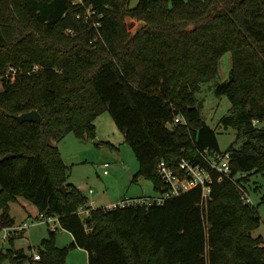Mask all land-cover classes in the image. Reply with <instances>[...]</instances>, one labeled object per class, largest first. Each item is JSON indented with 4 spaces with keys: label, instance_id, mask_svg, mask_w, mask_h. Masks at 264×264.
Listing matches in <instances>:
<instances>
[{
    "label": "trees",
    "instance_id": "trees-1",
    "mask_svg": "<svg viewBox=\"0 0 264 264\" xmlns=\"http://www.w3.org/2000/svg\"><path fill=\"white\" fill-rule=\"evenodd\" d=\"M72 1L0 0V76L19 70L0 90V229L16 223L10 204L23 196L58 217L70 246L88 251V264H264V238L253 235L264 205L253 180L264 175V128L252 123L264 120V0H85L95 9L87 21ZM130 22L140 25L132 30ZM228 51L230 76L215 92L230 99L233 115L222 120L237 129L227 148L232 173L261 194L258 203L244 202L224 179L205 200L195 188L162 204H89L68 181L56 142L72 131L94 136L95 118L109 110L139 161L133 181L149 177L162 191L161 159L207 166L201 151H222L197 93ZM33 109L40 121L16 119ZM80 205L90 208L86 219ZM39 250L42 264H63L68 251L56 245V229ZM25 258L0 247V264Z\"/></svg>",
    "mask_w": 264,
    "mask_h": 264
},
{
    "label": "rangeland",
    "instance_id": "rangeland-1",
    "mask_svg": "<svg viewBox=\"0 0 264 264\" xmlns=\"http://www.w3.org/2000/svg\"><path fill=\"white\" fill-rule=\"evenodd\" d=\"M138 0H130V5L135 6ZM132 30H136L140 22H130ZM232 68V54L230 51L223 53L219 61L218 76L210 82L204 83L197 93L201 101V114L203 119L215 128L219 145L222 151L234 143L237 137V129L231 122H224L226 115L232 116L231 101L226 94L218 95L215 85L229 79ZM0 82V90L2 89ZM95 134L88 138H82L75 132H69L64 138L56 142L63 162L68 166V181L78 186L87 196L89 204L94 207L113 206L120 204L134 196L146 194L147 196H159L160 192L155 188L154 181L146 176H139L133 181L134 175L139 170V161L133 147L126 142L123 130L118 126L109 110L101 112L94 120ZM108 163V166H105ZM105 170L108 173H105ZM253 180L262 184L264 191V175L255 174ZM240 191L241 198L251 197L254 203H258L261 194L249 193L237 180H233ZM67 190V189H66ZM250 203V202H247ZM12 215L16 223L29 221L30 226L23 232L15 235L12 242L7 239L4 242L3 229H0V247H14L25 252L27 258L19 264H42L41 261L32 259L40 252L44 238L50 236L54 223L39 220L40 211L37 206L23 196L10 204ZM262 217L260 226L253 231L254 236L264 238V205L259 206ZM56 245L68 249L63 264H88V251L78 246H70L73 241L71 232L64 229L57 221ZM21 234V235H20ZM264 244V243H263ZM2 264H10L5 260Z\"/></svg>",
    "mask_w": 264,
    "mask_h": 264
},
{
    "label": "built area",
    "instance_id": "built-area-1",
    "mask_svg": "<svg viewBox=\"0 0 264 264\" xmlns=\"http://www.w3.org/2000/svg\"><path fill=\"white\" fill-rule=\"evenodd\" d=\"M72 2L78 7L85 8V15L83 17L86 21L91 18L93 13H95V9H92L91 6H86L85 0H73ZM77 16L81 17L82 13L80 12ZM98 24H100L99 21H93V25L97 26ZM68 32L74 33V30L69 29ZM35 68H37V66ZM18 73V68L15 66H10L7 72L3 76H0V82H2V80L5 78L13 81ZM182 120L183 117L181 115L175 117L176 123ZM252 123L254 127L264 128V120L254 119ZM201 154L207 162V166L194 163L188 158H182L176 166H173L169 161L161 159L158 162L157 171L165 184V188L160 191L159 196L131 198L120 204H162L171 197L180 195L195 188L202 189L203 199L205 200L208 198L215 181L220 182L224 179L233 181L237 178V175L234 176L232 173L230 152L227 150L210 152L206 149L201 151ZM105 166H108V163H105ZM105 173H108V171L105 170ZM244 198L247 202L253 201L249 196ZM78 214L82 219H86V217H88L90 214V208L86 207L85 205H80L78 207ZM38 219L41 221L46 220L49 223H54L52 229L57 230L58 226H56V222H59L57 216H50L46 215L45 213H40ZM30 224L31 223L29 221H24L19 224L15 223L12 226H6L2 228L5 231L3 238L4 242H6L7 239L11 238L12 236L25 231L30 226ZM33 258L35 260H40V253H36Z\"/></svg>",
    "mask_w": 264,
    "mask_h": 264
},
{
    "label": "water",
    "instance_id": "water-1",
    "mask_svg": "<svg viewBox=\"0 0 264 264\" xmlns=\"http://www.w3.org/2000/svg\"><path fill=\"white\" fill-rule=\"evenodd\" d=\"M16 119L19 122H36V121H40L41 120V114L39 113L38 110L33 109L30 111H24L19 113L18 115H16ZM60 190L66 195L67 194V190H66V186L62 185L60 187Z\"/></svg>",
    "mask_w": 264,
    "mask_h": 264
},
{
    "label": "crops",
    "instance_id": "crops-1",
    "mask_svg": "<svg viewBox=\"0 0 264 264\" xmlns=\"http://www.w3.org/2000/svg\"><path fill=\"white\" fill-rule=\"evenodd\" d=\"M141 196H146V197H151V196H147L146 194H144V195H140V196H134V197H132V198H137V197H141ZM128 199H131V198H128ZM114 206V205H113ZM108 207H111V206H108ZM12 214V213H11ZM13 216V215H12Z\"/></svg>",
    "mask_w": 264,
    "mask_h": 264
}]
</instances>
